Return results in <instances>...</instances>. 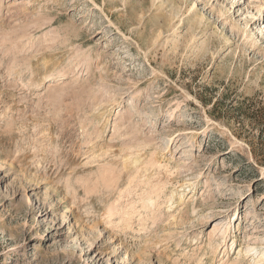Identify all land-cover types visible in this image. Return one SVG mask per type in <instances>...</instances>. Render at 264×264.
Here are the masks:
<instances>
[{
    "label": "rangeland",
    "instance_id": "rangeland-1",
    "mask_svg": "<svg viewBox=\"0 0 264 264\" xmlns=\"http://www.w3.org/2000/svg\"><path fill=\"white\" fill-rule=\"evenodd\" d=\"M140 2L0 0V264H264V0Z\"/></svg>",
    "mask_w": 264,
    "mask_h": 264
},
{
    "label": "bare ground",
    "instance_id": "bare-ground-1",
    "mask_svg": "<svg viewBox=\"0 0 264 264\" xmlns=\"http://www.w3.org/2000/svg\"><path fill=\"white\" fill-rule=\"evenodd\" d=\"M176 0H160V4L156 7V8H162V7H164V8H167V7H169V13H170V15H169V17L168 18H166L165 20H167V22H165L166 23V26L164 25V22L162 23H160L159 22V28L161 29H164V31L165 32H167L169 29H170V26H172V23H173V20L175 19V18H178L179 19V21H180V16H181V14H180V8L178 7V5L176 4V2H175ZM151 3V5L153 6V4H154V2H155V0H143V2H140V3H138V5H140V7L142 6V5H144L145 3ZM195 4H194V2H193V6H194ZM163 16L164 14H158L157 15V17H159V16ZM165 16V15H164ZM184 20V19H183ZM187 20H188V23H189V26H190V28H191V31L192 32H195L196 31V29L198 28V27H200V25H201V23H202V20H203V17H198V18H192V17H188L187 16ZM228 41V38H226V42ZM136 163V162H135ZM224 232H226V230H224Z\"/></svg>",
    "mask_w": 264,
    "mask_h": 264
}]
</instances>
